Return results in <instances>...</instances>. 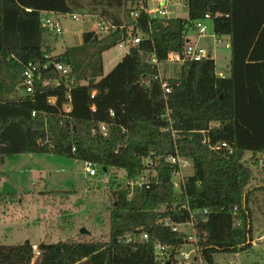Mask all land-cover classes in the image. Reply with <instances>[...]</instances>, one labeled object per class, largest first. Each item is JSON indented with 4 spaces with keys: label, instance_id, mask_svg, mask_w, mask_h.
Instances as JSON below:
<instances>
[{
    "label": "trees",
    "instance_id": "obj_1",
    "mask_svg": "<svg viewBox=\"0 0 264 264\" xmlns=\"http://www.w3.org/2000/svg\"><path fill=\"white\" fill-rule=\"evenodd\" d=\"M141 2L0 0V179L2 158L31 154L88 162L96 176L122 172L125 179L109 194L107 241L83 235L41 243L40 264H160L155 243L168 248L164 264H174L189 233L172 227L189 223L203 264L251 247V205L259 189L247 191L253 174L243 158L249 154L258 167L264 157V0H186L185 20L153 17ZM206 14L213 35L230 45L229 76L217 77L208 56L183 60L177 79H162L159 66L170 54L182 57ZM71 15L93 26L100 18L116 29L99 35L85 27L78 48L55 55L50 41L59 36L43 20ZM135 38L139 43L126 45L128 52L104 75L102 55ZM28 63L43 73L31 94L22 80ZM55 64L70 72L58 73ZM221 143L228 149H215ZM175 152L192 169L178 193L168 162ZM141 176L147 184L131 190ZM16 198L0 189V210ZM32 248L0 245V264H32Z\"/></svg>",
    "mask_w": 264,
    "mask_h": 264
},
{
    "label": "rangeland",
    "instance_id": "obj_2",
    "mask_svg": "<svg viewBox=\"0 0 264 264\" xmlns=\"http://www.w3.org/2000/svg\"><path fill=\"white\" fill-rule=\"evenodd\" d=\"M157 6L152 1L148 2L150 10ZM167 14L171 19L188 18L185 4L167 5ZM60 25L62 35L50 41L55 55L78 48L85 27H94L89 19L83 17L76 21L63 19ZM205 25L207 32L198 39L197 46L203 48L214 61L215 73L219 76L228 65L230 52L223 45L215 43L211 21H206ZM190 39L195 41L193 35ZM127 52V47L117 46L105 52L102 55L103 74H108ZM159 75L166 81L177 79L180 64L170 61L161 64ZM243 162L253 174L247 191L259 189L255 192L251 205V247L247 251L217 253L214 256L215 264H264V169L254 166L249 154L244 156ZM1 172L4 174L0 179L1 191L15 194L17 198L0 210V245L29 243L39 251L41 243L78 240L79 236H83L78 233L81 228L87 232L83 236L88 235L86 240L107 241L109 194L116 184L122 186L125 183L122 172H108V175L99 174L92 178L86 175L81 162L48 154L19 155L5 160L1 165ZM191 173L192 169L189 167L183 171V176ZM172 183L178 193L177 175L172 177ZM179 229L187 234L191 232V228L186 225ZM180 253L189 254L186 262L203 264L193 244L180 247L178 254L174 256V264L184 263Z\"/></svg>",
    "mask_w": 264,
    "mask_h": 264
},
{
    "label": "built area",
    "instance_id": "obj_3",
    "mask_svg": "<svg viewBox=\"0 0 264 264\" xmlns=\"http://www.w3.org/2000/svg\"><path fill=\"white\" fill-rule=\"evenodd\" d=\"M154 2L156 3L158 6L156 8H154L153 10H150L148 8V2ZM173 3H179V4H185L186 6V0H142L141 3H139V6L142 10H144V12L146 14H149L153 17L156 18H160V19H164L166 17H168L167 15V5L169 4H173ZM131 17H136L137 15L135 13H131L130 14ZM79 18V16L77 15H71V16H66V17H59V18H55V17H50V18H46L45 20H43L42 26L43 28L53 32L54 34H56L57 36H61L62 35V29H61V25L60 22L63 19H67L69 21H76ZM210 20V17L208 14L204 15L203 19L199 22H197L196 24V29H197V33H198V37H204L206 32H207V28L205 25V22ZM116 28L115 26H113L112 24H110L107 21H104L102 19H97L94 23V27L93 30L95 31L96 34L99 35H106L108 34L110 31H114ZM214 41L216 44L218 45H223L225 49H229L230 45L228 43V41L223 40L221 37L218 36H213ZM139 39L135 38V39H130L126 44L120 43L118 44L117 47L121 48V47H125L127 45V47H129L130 45H135L139 43ZM208 57V53L201 47L195 45V44H189L186 46L182 57H179L176 54H170L168 56V61L170 62H181L183 60H188V61H193V62H198L204 58ZM43 70L46 69V67H42ZM55 69L58 73L62 74V75H66L70 72V69L63 66L62 64H55ZM43 79V73L41 72V69L33 64V63H28L26 65V67L23 70L22 73V80H23V86H24V90L26 94H31L33 92V88L34 85L38 82H41ZM159 81L161 82V79H159ZM162 89L164 92V95L169 94L170 93V89L166 84H162ZM95 96V92L92 91L90 98H93ZM68 99V98H67ZM50 103H54V100L51 99ZM94 109V106H92V110ZM68 110V108H67ZM100 132L105 133V128L103 126H100ZM215 149H228V146L225 143H221L219 146L215 147ZM229 154H231V150L228 151ZM168 162L171 166L175 167L176 171H175V175H177L179 177V186L183 184V180H184V176H183V171L186 170L187 168H189V163L186 160L181 159L178 155L177 152H175V155L170 157L168 159ZM84 166V170L85 173L88 177H95L96 176V169L90 164V163H83ZM258 168L259 169H264V157H262L259 162H258ZM145 184H147L146 181V177L141 176L139 179H137L135 182H132L130 184V188L131 190L134 189V187H138V188H142ZM175 186V185H174ZM165 226H168L167 223L164 224ZM185 226V225H184ZM186 226H189L191 228V232L190 234L187 235V242L190 244L194 245V249H197V237H196V233L194 230V225L192 223L187 224ZM178 226L172 227V231L173 232H178L179 231ZM141 241L143 242H147L148 241V236L145 233L141 234ZM125 243H130L131 239L130 237H126L124 240ZM33 253H34V257H36L39 254V251L36 250L35 247H33ZM153 251H154V255L156 256L157 260L160 262V264H162V262H164L166 259H163V255L168 251V248L165 246H162L158 243H155L153 245ZM182 260L184 261L183 264H191L189 262H186V260H188L189 258V254H183L180 253ZM169 257V255H167Z\"/></svg>",
    "mask_w": 264,
    "mask_h": 264
},
{
    "label": "water",
    "instance_id": "obj_4",
    "mask_svg": "<svg viewBox=\"0 0 264 264\" xmlns=\"http://www.w3.org/2000/svg\"><path fill=\"white\" fill-rule=\"evenodd\" d=\"M42 142H45V138L43 139ZM3 163H4V160H3V158H2V159H1V164H3ZM86 233H87V232H86L85 229H83V228H81V229L79 230V234H80V235H84V234H86ZM42 256H43V254L39 252V254L33 259L32 264H40L41 261H42Z\"/></svg>",
    "mask_w": 264,
    "mask_h": 264
},
{
    "label": "crops",
    "instance_id": "obj_5",
    "mask_svg": "<svg viewBox=\"0 0 264 264\" xmlns=\"http://www.w3.org/2000/svg\"><path fill=\"white\" fill-rule=\"evenodd\" d=\"M200 37H196V38H194L195 39V41H191V42H193V44H195V45H197V41H198V39H199ZM192 40V39H191ZM229 50V49H228ZM230 52V51H229ZM209 56V55H208ZM229 63H230V59H229V61H228V65H227V67H226V69L223 71V73L221 74H219V76H217L216 75V73H215V75L217 76V77H220V78H224V77H227V76H229ZM247 155V154H246ZM245 155V156H246ZM250 156V155H249Z\"/></svg>",
    "mask_w": 264,
    "mask_h": 264
}]
</instances>
